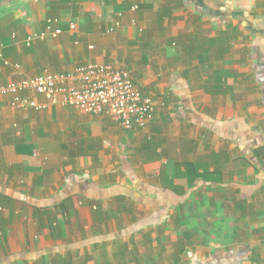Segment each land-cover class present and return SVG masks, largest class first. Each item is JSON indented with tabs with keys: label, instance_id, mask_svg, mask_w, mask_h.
Instances as JSON below:
<instances>
[{
	"label": "crops",
	"instance_id": "crops-1",
	"mask_svg": "<svg viewBox=\"0 0 264 264\" xmlns=\"http://www.w3.org/2000/svg\"><path fill=\"white\" fill-rule=\"evenodd\" d=\"M11 1L0 64L32 76L112 62L154 113L124 130L0 96V264H264V0ZM52 17L62 33L26 45ZM192 166L213 181L189 189ZM18 194L42 207L70 194L68 211Z\"/></svg>",
	"mask_w": 264,
	"mask_h": 264
},
{
	"label": "built area",
	"instance_id": "built-area-1",
	"mask_svg": "<svg viewBox=\"0 0 264 264\" xmlns=\"http://www.w3.org/2000/svg\"><path fill=\"white\" fill-rule=\"evenodd\" d=\"M121 1H131L129 11L134 12L145 0ZM122 18L123 12H117L106 32L114 33L120 27ZM61 24L59 17L48 18L44 30L27 37L25 44L30 45L34 40L44 39L48 35L61 34ZM75 29L76 24L68 22L67 31L73 32ZM4 69L12 77L0 84V96H8L9 106L17 110L41 111L49 105H61L105 118L124 130L143 129L154 113L152 98L139 88L131 72L112 62L89 61L69 73L43 71L26 76L18 63L1 59L0 74ZM37 96L45 101L38 102Z\"/></svg>",
	"mask_w": 264,
	"mask_h": 264
},
{
	"label": "trees",
	"instance_id": "trees-1",
	"mask_svg": "<svg viewBox=\"0 0 264 264\" xmlns=\"http://www.w3.org/2000/svg\"><path fill=\"white\" fill-rule=\"evenodd\" d=\"M9 8L8 7H3V8H0V14H3L5 13L6 11H8ZM193 168V179L191 181H189V189L191 190H196L200 184L198 182H210V181H213V177L216 173V172H209V171H203L201 173H197L195 171V166H192ZM198 183V184H197ZM68 195V194H67ZM70 195V194H69ZM66 196V194L62 197H60V199H56L55 202H50L46 207H42L41 205L42 204H38V202L35 200V201H32V199H30L29 197L27 196H23V195H16L17 199L19 200H22L24 202H27L29 204H31L34 209L36 210L37 213H40L42 211H45L47 210L48 208H53L55 211L57 212H61V213H67L68 211V204H67V201L69 199L70 196ZM91 205H95V203L92 201L90 202ZM240 261H241V258H239L234 264H240ZM193 262L189 263V264H192Z\"/></svg>",
	"mask_w": 264,
	"mask_h": 264
},
{
	"label": "rangeland",
	"instance_id": "rangeland-1",
	"mask_svg": "<svg viewBox=\"0 0 264 264\" xmlns=\"http://www.w3.org/2000/svg\"><path fill=\"white\" fill-rule=\"evenodd\" d=\"M5 1H7V0H4L3 2H5ZM60 1V0H59ZM66 1H70V0H66ZM13 2H14V0H12L11 2H9V6L11 5V4H13ZM67 3V2H66ZM1 4V3H0ZM2 5V4H1Z\"/></svg>",
	"mask_w": 264,
	"mask_h": 264
},
{
	"label": "water",
	"instance_id": "water-1",
	"mask_svg": "<svg viewBox=\"0 0 264 264\" xmlns=\"http://www.w3.org/2000/svg\"><path fill=\"white\" fill-rule=\"evenodd\" d=\"M4 0H0V3L3 2Z\"/></svg>",
	"mask_w": 264,
	"mask_h": 264
}]
</instances>
